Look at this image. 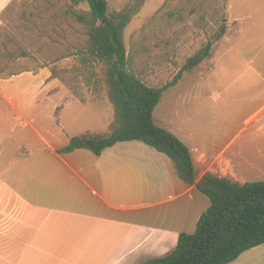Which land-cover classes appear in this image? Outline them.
<instances>
[{"label":"rangeland","instance_id":"obj_1","mask_svg":"<svg viewBox=\"0 0 264 264\" xmlns=\"http://www.w3.org/2000/svg\"><path fill=\"white\" fill-rule=\"evenodd\" d=\"M106 1L110 16H129L124 47L131 70L148 86L169 82L187 58L212 43L208 57L162 92L153 119L185 143L212 150L231 142L228 151L241 152L237 167L246 181L264 180V132L261 126L241 130L264 101V0ZM86 11L84 0H12L2 10L0 169L14 151L40 146L50 132L67 144L110 121L99 67L85 53L87 28L73 15ZM222 24L225 32L215 41ZM194 196L181 232H194L209 206L205 195L196 190Z\"/></svg>","mask_w":264,"mask_h":264},{"label":"crops","instance_id":"obj_2","mask_svg":"<svg viewBox=\"0 0 264 264\" xmlns=\"http://www.w3.org/2000/svg\"><path fill=\"white\" fill-rule=\"evenodd\" d=\"M10 1L0 0V24ZM259 126L264 132V101L241 130ZM54 138L50 132L40 146L14 151L10 167L0 169V264H142L173 250L204 174L246 181L231 142L209 150L181 140L195 170V182L185 184L167 157L141 141L116 142L95 155L59 153L66 141ZM261 248L228 264H264V252H255Z\"/></svg>","mask_w":264,"mask_h":264},{"label":"trees","instance_id":"obj_3","mask_svg":"<svg viewBox=\"0 0 264 264\" xmlns=\"http://www.w3.org/2000/svg\"><path fill=\"white\" fill-rule=\"evenodd\" d=\"M84 1L87 11L73 15L87 28L85 53L99 67V82L113 114L104 130L73 135L57 152L87 149L99 155L116 142L138 140L170 159L179 180L193 184L195 170L188 147L157 124L152 113L162 92L175 85L183 72L194 69L210 55L212 43L207 42L187 58L169 82L148 86L131 70L124 47L122 30L128 14L116 12L110 16L106 0ZM224 32L222 24L214 40ZM195 187L209 199L195 231L180 232L172 251L142 264H228L243 252L264 244V180L239 182L206 173Z\"/></svg>","mask_w":264,"mask_h":264}]
</instances>
